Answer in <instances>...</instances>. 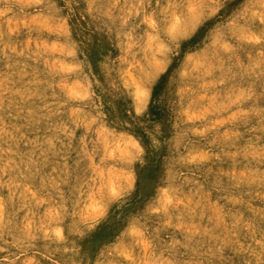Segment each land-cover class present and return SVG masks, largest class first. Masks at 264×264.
<instances>
[{"label": "rangeland", "instance_id": "1", "mask_svg": "<svg viewBox=\"0 0 264 264\" xmlns=\"http://www.w3.org/2000/svg\"><path fill=\"white\" fill-rule=\"evenodd\" d=\"M202 3L0 0V264H264V0Z\"/></svg>", "mask_w": 264, "mask_h": 264}, {"label": "snow or ice", "instance_id": "2", "mask_svg": "<svg viewBox=\"0 0 264 264\" xmlns=\"http://www.w3.org/2000/svg\"><path fill=\"white\" fill-rule=\"evenodd\" d=\"M200 6H201V8H206L208 6L206 3V0H205V3H202ZM206 18H207V12H205L204 16H202L200 18L188 17V18H186V24L188 26H198V25L202 24L204 19H206ZM176 43L177 44L179 43L178 39H177ZM174 55H176V54L174 53ZM177 58H179V57H177ZM134 127H135V125H134Z\"/></svg>", "mask_w": 264, "mask_h": 264}]
</instances>
